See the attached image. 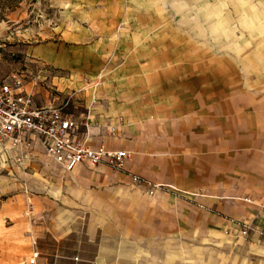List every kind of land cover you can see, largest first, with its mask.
I'll return each mask as SVG.
<instances>
[{"label":"rangeland","instance_id":"1","mask_svg":"<svg viewBox=\"0 0 264 264\" xmlns=\"http://www.w3.org/2000/svg\"><path fill=\"white\" fill-rule=\"evenodd\" d=\"M212 69L216 86L225 83L232 98L264 86V0H0V79L22 74L38 107L52 88L75 93L76 116H85L94 98L90 109L105 114L101 128L119 129L117 137L105 132L104 143L126 140L134 123L152 126L173 114L190 77ZM128 154L122 168H110L122 171L135 155ZM64 176L48 158L0 173V243L7 253L0 264L26 261L30 226L46 228L58 222V205L69 209L60 191ZM139 178L148 183L132 181L135 216L143 220V199L175 189ZM143 241L156 252L176 248V264H238L233 242L219 233Z\"/></svg>","mask_w":264,"mask_h":264},{"label":"crops","instance_id":"2","mask_svg":"<svg viewBox=\"0 0 264 264\" xmlns=\"http://www.w3.org/2000/svg\"><path fill=\"white\" fill-rule=\"evenodd\" d=\"M258 83L232 98L229 86H216L213 69L196 72L173 114L152 126L132 124L126 140H106L108 150L135 154L122 171L102 163L65 172L55 164L65 174L60 191L69 209L58 205V222L46 228L30 226L25 252L38 253L34 264H176L182 257L176 248L156 252L141 246L143 240L215 233L233 242L238 264H264V86ZM93 111L88 143L95 147L106 131L105 114ZM132 175L175 189L143 199V220L135 216ZM6 254L1 242L0 262Z\"/></svg>","mask_w":264,"mask_h":264},{"label":"built area","instance_id":"3","mask_svg":"<svg viewBox=\"0 0 264 264\" xmlns=\"http://www.w3.org/2000/svg\"><path fill=\"white\" fill-rule=\"evenodd\" d=\"M74 96L75 93L52 88L48 101L38 107L24 89L22 74L0 79V173L14 167L26 169L40 154L65 172L80 165L95 167L102 163L114 169L122 168L128 152L108 150L103 140L95 147L88 143L92 124L90 107L95 99L92 98L90 107H85L87 112L82 117L73 112L77 107ZM119 123L125 124V120L120 118ZM118 133L117 125L106 127L107 136L117 137ZM132 181L137 185L148 184L137 176ZM240 234L246 236L247 230ZM37 256L34 250L22 264H34Z\"/></svg>","mask_w":264,"mask_h":264}]
</instances>
